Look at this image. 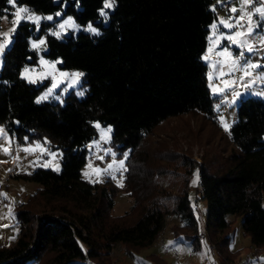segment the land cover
Returning <instances> with one entry per match:
<instances>
[{
	"label": "trees",
	"instance_id": "obj_1",
	"mask_svg": "<svg viewBox=\"0 0 264 264\" xmlns=\"http://www.w3.org/2000/svg\"><path fill=\"white\" fill-rule=\"evenodd\" d=\"M212 2L116 0L104 25L98 13L103 0H16L42 13L61 10L82 25L92 22L100 35H46L45 56L60 59L62 68L84 72L86 94L78 97L71 91L63 104H37L42 86L20 76L25 65L37 60L29 47L36 36L31 23L21 22L5 50L0 123L19 141L47 139L63 155L59 172L37 168L13 175L38 184V189L15 206L19 231L10 245H0V264H38L44 255V264H99L102 253L117 244L137 251L159 237L168 213L156 198L134 189L141 178L138 150L157 125L172 117L201 113L219 127L202 61L219 9L215 5L213 11ZM9 10L8 0H0V21ZM96 121L112 126V145L130 150L122 188L81 176L85 145L97 134ZM230 132L232 148L219 166L212 160L196 164L199 192L207 205L205 226L221 234L223 244L230 226L227 216H241L244 234L255 250H264V99L242 97ZM182 163L187 166V159ZM119 190L132 195L133 209L137 205L132 217L111 214ZM173 213L193 233L174 229V234L197 247L202 233L188 188L175 196Z\"/></svg>",
	"mask_w": 264,
	"mask_h": 264
},
{
	"label": "rangeland",
	"instance_id": "obj_2",
	"mask_svg": "<svg viewBox=\"0 0 264 264\" xmlns=\"http://www.w3.org/2000/svg\"><path fill=\"white\" fill-rule=\"evenodd\" d=\"M16 5L18 7H27L40 16L51 15L54 17L52 21L41 20L39 30L36 29V26L33 23L29 22L34 26V34L36 35L30 39L29 47L33 52H35L37 60L35 64L25 65L21 69V72L25 67H28L29 69L34 68L37 70V73L41 70L45 72L52 71L46 66H41L40 59L43 58L49 62L61 60L51 59L45 56L46 47L39 51L33 50L31 48V42L38 41L41 38L46 39V35L50 34L52 31H56L57 25L68 17H71L77 25H80L81 30L74 31L69 29L60 39H64L65 36L69 34H78L83 31V27L87 24L82 25L78 23L72 15H65L61 10L54 13H42L31 9L25 4L19 5L16 3ZM215 5H218L219 9L217 12V19L213 21V23L220 17L226 18L229 15L227 11L228 8L233 6L240 7V0H223V3H218V0H213L212 7ZM9 6V12L4 14L1 18L0 32H7L12 28L11 20L14 19L12 13L15 12V8L10 4ZM112 10L113 9L108 10V14ZM57 12H61V16L56 17L55 13ZM100 19L104 25L107 24L108 19L105 21V19L101 16ZM43 24H46L45 31L40 33ZM211 25L209 26L207 34V46L202 55V61L207 66L206 78L209 92L212 97L213 116L219 127L209 119L205 118L201 113H189L172 117L161 122L151 134L147 135L143 139L138 150L140 160L142 161L140 174L141 178L138 181L140 186L136 184L134 189H136V191H143L145 196L151 197L150 199L153 197L156 198L168 215L159 237L151 245L137 251H130L125 245L117 244L111 251H104L102 253L99 264H138V261L143 262V264H210L209 259L203 255L206 250H210L211 260L214 261V264H252V261H256L257 264H264V250H255L250 237L244 234L241 226V216H227V219L230 221V226L228 230L225 231L224 236L227 237V241L223 244H221V238L223 236L217 233H210L205 226L207 205L206 202L201 199V194L198 188V165L201 163H208L209 160H212L217 161L214 165L217 167L221 164V159H224V157L229 153L232 148V144L229 141V137L227 135L228 132L224 130V127L220 123V118L223 116L226 123L230 125L234 124L238 120V107L240 103L239 100L236 104L231 106L227 105L224 103V100L225 97L228 99L231 98L230 91L225 92L224 96H221L213 93L212 86L222 88L224 86L222 81L235 79L241 75L240 72H235L232 76H221L219 72V65L213 67V62L218 59L215 53L219 51L220 48L216 47L217 42L215 41ZM93 26L98 28L95 25ZM98 30L100 32L99 28ZM220 31L226 32L227 29H223L221 27ZM261 34H264V28L256 30V33H254V39H258ZM0 39H2V37H0ZM226 45L227 41L220 43V47ZM210 47L213 48V52L211 53L209 52ZM232 51L235 55L239 50L233 47ZM205 55L210 57L208 61L203 59ZM245 55L247 59H250L254 63L259 61L264 64V51H257L252 54L246 53ZM61 64L62 62L57 63L56 70L53 72V75L56 77V83H58L59 86L54 90V95L49 97L47 101L63 104L66 95H68L71 91H74L76 96H78L77 92L85 89L87 90V86L84 85L83 75L78 84L73 87H68V84L71 82L70 79L67 77H61L59 73L64 72L71 74L73 72H84L80 69L62 68L60 67ZM1 67L2 57H0V69ZM224 71L226 72L227 69L225 68ZM260 71L262 70H256V72ZM210 73L212 74L211 79H209ZM33 75H35V73ZM52 84L53 79L51 76L35 83L34 85L42 86L36 100L42 94L47 92ZM64 89H67V91H64ZM239 90L241 92L244 91L242 88ZM262 91H264V81H257L252 89H250L247 93H244L243 97L253 96L264 99V96L255 94ZM85 94L86 91L84 95ZM56 95L61 96L63 103L55 99ZM217 105H220L219 110H217ZM97 123H99L103 129L108 127L112 129L111 125H104L98 121L94 122L93 125ZM0 127L5 130L8 138L11 140V145H9L5 140L0 139V146L8 147L9 152L11 153L10 155H6L3 151H0V194H6L0 195V245H10L14 240L10 238L13 236L16 237L19 231L18 224L16 223L14 217V208L17 204L27 201L28 198L38 189V184L29 180L15 178L13 175L30 174L37 168L53 170L52 167L45 168L33 166L32 162L36 161L37 157L41 155L39 150L29 154L24 152L22 149L36 144H41L49 153H56L57 155L55 159H52L48 155H44L41 157L39 162L42 164L45 161L51 160L53 167L58 162L60 168L63 152L61 149L52 146L47 139H44L43 141H28L27 139L19 141L16 137L11 136L6 131L2 123H0ZM95 129L97 134L85 145L86 160L81 168V176L84 180L89 181V179L83 175L85 171H88L92 180L100 179L102 181L97 183H105L107 180H110V182L117 188H122L123 186H120L117 183V181L121 180L120 173H117V179L113 180L108 176L98 177L93 172L95 167L99 166L104 168L108 163L112 162L111 156H105L103 161L97 160L96 155H103V152L101 151L97 153L95 148H89V145H91L94 141L100 140V129L96 127ZM101 146L105 149L111 148L112 152L116 154L117 161L123 159V154L125 152L128 153V156L130 153L129 149H119L112 145L111 134L110 141L108 143L101 142ZM185 158L188 161L187 166H184L182 163V160ZM90 161L92 163V168L88 167ZM126 161L125 167L127 169ZM214 166H212L211 169L215 168ZM125 172L122 174V185H124ZM194 180L196 181L195 184L193 183ZM183 187L188 188L191 204L199 220V232L202 234L197 247L194 246L193 242L186 239L184 235H176L173 232L174 229H179L181 232L187 231V233L193 234L190 230L186 228L183 229L182 222L179 217L173 213L174 198L181 192ZM155 190L157 193H155ZM133 206L134 200L132 195L126 190H119L114 196V206L111 210V214L115 217H132L135 214L137 205L134 209ZM9 209H11V215H9ZM170 241L175 242L172 247L168 246ZM189 247L191 249L190 252L185 251L181 253L176 251V248ZM47 259L48 256L44 255L38 264H44Z\"/></svg>",
	"mask_w": 264,
	"mask_h": 264
},
{
	"label": "snow or ice",
	"instance_id": "obj_3",
	"mask_svg": "<svg viewBox=\"0 0 264 264\" xmlns=\"http://www.w3.org/2000/svg\"><path fill=\"white\" fill-rule=\"evenodd\" d=\"M8 3L15 8V12L12 13L14 19L11 20L12 28L7 32H0V57H3L5 50L8 48L10 43L12 42V35L15 33L17 27L23 21H28L33 23L36 26V29L39 30L41 20H48L52 21L54 19L53 16H40L35 14L34 11L30 10L27 7L17 6L16 0H8ZM218 3H223V0H218ZM116 5V0H103L102 8L98 9V13L101 17L108 19V10L113 9ZM213 11H216L215 6L212 8ZM229 15L225 17H220L216 22L211 25V29L213 35L215 37L216 47L220 48L215 54L218 57L216 61L213 62V67L219 65V72L221 76H232L235 72H240L241 75L235 79L231 80H224L222 81L223 87L217 88L212 86V91L214 94H219L224 96L225 92L230 91L231 98L228 99L225 97L224 103L231 106L236 104L239 100L242 99L244 93H247L250 89L253 88L254 84L257 81H264V64L257 62H252L250 59L246 58V53L252 54L256 53L257 51H264V34H261L258 39H254V33H256L257 29L264 28V0H240V7H230L227 9ZM56 17L61 16V12L55 13ZM221 27L223 29H227L226 32H221ZM69 29L74 31L81 30V26L77 25L75 21L68 17L63 22L57 25V30L52 31L50 34L52 36L57 37L58 39L61 38ZM85 32H88L94 36L100 35L98 28L93 26L92 22H89L85 27L82 29ZM223 41H227V45L220 47V43ZM46 47V39H39L38 41L31 42V48L33 50H41L42 48ZM235 47L239 51L235 55L233 54L232 48ZM209 52H213V48H209ZM204 60L208 61L210 57L205 55L203 57ZM61 63V61L56 62H49L44 60L43 58L40 59V65L46 66L48 69L52 71L45 72L41 70L37 73L36 69H29L25 67L21 72V78L27 80L29 83L35 84L38 81H42L47 79L49 76L53 79L52 86L42 94L40 97L37 98L36 103L39 104L41 102L47 101L49 97L54 95V90L59 86L56 83V77L53 75V72L56 70V64ZM227 69L225 72L224 69ZM257 69H261L262 71L256 72ZM35 73V75H33ZM61 77H67L70 79V83L68 87H73L79 83L80 78L83 77L84 73L82 72H73L71 74L61 72L59 73ZM212 78V74H209V79ZM63 82V81H61ZM211 86V85H210ZM243 89L244 91L241 92L239 89ZM67 91V89H64ZM85 90L78 91V96H83ZM259 96H264V91L255 93ZM55 99L59 100L63 103L61 96L56 95ZM220 105H217V110H219ZM220 123L224 127V130L231 134L230 129L231 125L226 123L223 119V116L220 118ZM96 128L100 129V140L94 141L89 148H95L96 152H103V155H96V159L103 161L105 156H111L112 162L108 163L106 167L101 168L99 166L93 169V172L98 177L108 176L113 180L117 179V173L121 174V180L117 181L120 186L122 185V174L123 172L127 171L125 167V161L127 160L128 153L125 152L123 154V159L117 161L116 154L112 152L111 148H102L101 142L108 143L110 141V134L112 129L110 127L103 129L101 128L100 124L97 123L94 125ZM0 139L5 140L9 145H11V140L8 138L5 130L0 127ZM24 152L32 154L36 150L40 151V156L37 157L36 161H33V166H40V167H52L54 171L59 172L60 167L59 163L57 162L53 167L51 160L45 161L44 163H40V159L44 155L50 156L52 159L56 158V153H49L46 148H44L41 144H36L33 146L26 147L22 149ZM0 151H3L6 155H10L8 147L0 146ZM89 168H92L91 161L88 165ZM83 175L89 179L92 183L102 182L100 179L92 180L89 176V172L85 171ZM193 183L195 184L196 181L194 180ZM6 195V194H0ZM9 215H11V209H9ZM10 239H15V237H11ZM175 242H169V247H172ZM206 247V245H205ZM177 252H190L191 249L189 248H176ZM207 257L210 261V264H214V261L211 260L210 250H206L203 254ZM138 264H143V262L138 261ZM252 264H257L256 261H252Z\"/></svg>",
	"mask_w": 264,
	"mask_h": 264
}]
</instances>
